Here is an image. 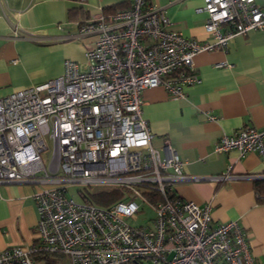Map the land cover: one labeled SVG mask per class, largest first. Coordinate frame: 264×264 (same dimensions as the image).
I'll return each instance as SVG.
<instances>
[{
  "label": "built area",
  "instance_id": "2783aa9c",
  "mask_svg": "<svg viewBox=\"0 0 264 264\" xmlns=\"http://www.w3.org/2000/svg\"><path fill=\"white\" fill-rule=\"evenodd\" d=\"M196 10L207 14L211 40L170 28L149 0H130L108 19L101 11L79 25V35L94 36L84 66L65 59L61 75L0 98V185L43 186L31 194L35 240L0 251V264H262L236 220L214 224L209 205L176 193L185 161L169 145L161 154L142 116L145 88L182 97L199 81L198 52L264 30V0H203ZM230 149L264 161V128H240L215 145ZM229 171L208 178L220 183ZM105 189L120 198L109 206L88 200ZM145 208L146 223L131 222Z\"/></svg>",
  "mask_w": 264,
  "mask_h": 264
},
{
  "label": "crops",
  "instance_id": "0c3cea01",
  "mask_svg": "<svg viewBox=\"0 0 264 264\" xmlns=\"http://www.w3.org/2000/svg\"><path fill=\"white\" fill-rule=\"evenodd\" d=\"M161 8L169 27L198 41L211 40L203 0H149ZM0 98L62 74L65 59L85 65L84 49L93 35H79V25L130 0H0ZM199 81L172 97L162 86L142 91V116L152 144L164 153L169 145L185 161L187 179L174 185L183 199L209 205L213 223L236 220L256 261L264 264V203L253 180L264 174L256 152L215 151L225 135L243 127L264 128V30L235 36L225 50L193 57ZM215 116L216 119H210ZM220 183L208 177L227 171ZM200 177V179H196ZM38 184L0 185V251L29 245L36 238L37 210L32 193Z\"/></svg>",
  "mask_w": 264,
  "mask_h": 264
},
{
  "label": "trees",
  "instance_id": "16d2710c",
  "mask_svg": "<svg viewBox=\"0 0 264 264\" xmlns=\"http://www.w3.org/2000/svg\"><path fill=\"white\" fill-rule=\"evenodd\" d=\"M123 7H111V12L109 14L106 13L107 9H102V13L106 19H108L115 11L121 9ZM254 190L256 194V199L258 203H264V178H257L253 180ZM90 196L88 200L93 202L94 204L100 206H109L114 201L120 198V190L118 189H105L99 191L90 192Z\"/></svg>",
  "mask_w": 264,
  "mask_h": 264
},
{
  "label": "rangeland",
  "instance_id": "374dc122",
  "mask_svg": "<svg viewBox=\"0 0 264 264\" xmlns=\"http://www.w3.org/2000/svg\"><path fill=\"white\" fill-rule=\"evenodd\" d=\"M49 148L51 149V143L49 142ZM50 159V153H48L47 155V160ZM40 187L42 188L43 186L40 185ZM77 187L76 186H72L70 189H69V194H72L73 197L75 198V200L77 201H80V197L78 196L77 194ZM149 210L147 208H145V210L143 212H139L137 214H135V216L133 217L134 220L131 221V222H135V223H141V224H145L148 217H150L151 213L148 212ZM55 258V257H54Z\"/></svg>",
  "mask_w": 264,
  "mask_h": 264
}]
</instances>
